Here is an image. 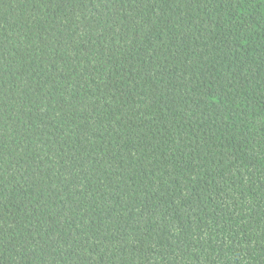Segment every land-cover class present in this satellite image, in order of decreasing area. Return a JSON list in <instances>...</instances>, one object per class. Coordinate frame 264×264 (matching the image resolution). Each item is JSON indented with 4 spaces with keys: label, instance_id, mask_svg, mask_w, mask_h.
<instances>
[{
    "label": "trees",
    "instance_id": "1",
    "mask_svg": "<svg viewBox=\"0 0 264 264\" xmlns=\"http://www.w3.org/2000/svg\"><path fill=\"white\" fill-rule=\"evenodd\" d=\"M0 264H264V0H0Z\"/></svg>",
    "mask_w": 264,
    "mask_h": 264
}]
</instances>
